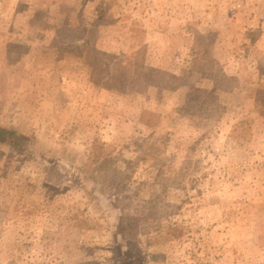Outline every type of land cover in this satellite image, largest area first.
<instances>
[{
    "label": "rangeland",
    "instance_id": "1",
    "mask_svg": "<svg viewBox=\"0 0 264 264\" xmlns=\"http://www.w3.org/2000/svg\"><path fill=\"white\" fill-rule=\"evenodd\" d=\"M0 124V264H264V0H0Z\"/></svg>",
    "mask_w": 264,
    "mask_h": 264
},
{
    "label": "trees",
    "instance_id": "2",
    "mask_svg": "<svg viewBox=\"0 0 264 264\" xmlns=\"http://www.w3.org/2000/svg\"><path fill=\"white\" fill-rule=\"evenodd\" d=\"M0 142L8 143L10 145L16 146L20 149H27L28 139L22 137L15 129L3 126L0 124ZM103 147L102 144H94L93 150L91 151V159L94 161H98L100 158L99 149ZM111 162V161H109ZM108 163L107 158H103V160L99 164V168H103ZM90 168V167H89ZM121 231L126 233L127 231L124 229V226H120ZM129 239V238H128Z\"/></svg>",
    "mask_w": 264,
    "mask_h": 264
}]
</instances>
